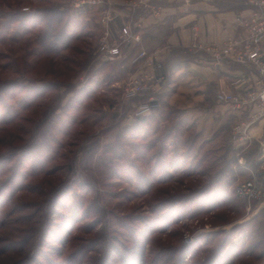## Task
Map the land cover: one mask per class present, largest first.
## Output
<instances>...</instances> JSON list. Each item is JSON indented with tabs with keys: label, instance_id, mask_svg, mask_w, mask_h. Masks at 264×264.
<instances>
[{
	"label": "rangeland",
	"instance_id": "obj_1",
	"mask_svg": "<svg viewBox=\"0 0 264 264\" xmlns=\"http://www.w3.org/2000/svg\"><path fill=\"white\" fill-rule=\"evenodd\" d=\"M54 4L79 18L71 26L77 34L104 10L0 0V264H137L164 251L166 264H264V211L241 225L261 200L236 191L262 180L252 117L224 126L225 116L185 113V99L170 97L144 120L130 116L143 100L125 96L120 60L99 53V21L88 27L100 34L74 50L34 55L45 25L37 10ZM37 21L24 40L20 29ZM88 54L93 66H78ZM197 134L202 150L186 143ZM251 162L253 171L240 175Z\"/></svg>",
	"mask_w": 264,
	"mask_h": 264
},
{
	"label": "crops",
	"instance_id": "obj_2",
	"mask_svg": "<svg viewBox=\"0 0 264 264\" xmlns=\"http://www.w3.org/2000/svg\"><path fill=\"white\" fill-rule=\"evenodd\" d=\"M125 2L106 0L104 8L109 7L115 12L113 35H118L119 29L127 23L142 35L141 42L123 47V55L118 58L122 71L128 74L126 77L150 69L145 60L132 63V57L139 49L148 50L165 66H171L172 79L161 98L170 97V103L175 102L172 99L183 98L185 113L194 109L198 110V115L213 114L217 121L225 116V124H231L239 117H252L251 143L258 142L264 151V109L257 119L259 108L249 101L251 92L258 87L255 69L226 55L215 59L213 54L197 51L195 47L212 45L223 48L230 38H235L239 42L237 48L241 49L240 42L246 36V28L239 18L249 17L252 5L246 0H148L146 6L131 10ZM98 21L95 20L97 27ZM96 31L94 29V37L96 33L100 34ZM184 76L189 78L188 87L182 85ZM222 92L245 101V109L242 105L223 102ZM147 96L140 97V100ZM202 123L205 124V120ZM262 173L263 167L255 174L262 176ZM263 206L264 203L260 202L256 211Z\"/></svg>",
	"mask_w": 264,
	"mask_h": 264
},
{
	"label": "built area",
	"instance_id": "obj_3",
	"mask_svg": "<svg viewBox=\"0 0 264 264\" xmlns=\"http://www.w3.org/2000/svg\"><path fill=\"white\" fill-rule=\"evenodd\" d=\"M75 8L81 11L87 6L104 7L106 0H71ZM252 5V11L249 17L239 18L241 24L246 28V36L240 42L242 48L238 49V41L235 38H230L225 47L218 46H195L197 51H204L213 54L214 58H220L224 55L229 56L236 62L255 69L258 80L257 89L250 94V102L257 104L259 110L264 109V0H246ZM148 0H126L125 5L136 10L139 7L146 6ZM115 12L105 7L102 11L99 22L102 26V33L98 45V51L105 60H117L123 55V47L132 46L142 41V35L138 30H135L133 25L127 23L123 25L118 35H113L112 25L115 21ZM145 60L150 69L135 73L129 76L123 87L124 94L128 99H135L142 96H147L146 99L134 105L130 116L139 118L149 114L153 109V102L164 94L167 90V78L169 72L165 69V65L157 58L150 54L148 50L141 48L132 57V63L137 64ZM221 100L223 102L233 103L237 106L242 105L245 101L236 97L231 93L222 92ZM251 124V121H250ZM244 125V126H243ZM242 126H236L234 131L236 135L243 133L248 129V123ZM262 180L257 178L249 179L240 183L236 191L244 198L259 199L264 203V156L262 160Z\"/></svg>",
	"mask_w": 264,
	"mask_h": 264
},
{
	"label": "trees",
	"instance_id": "obj_4",
	"mask_svg": "<svg viewBox=\"0 0 264 264\" xmlns=\"http://www.w3.org/2000/svg\"><path fill=\"white\" fill-rule=\"evenodd\" d=\"M63 1V3H66L68 0H61ZM38 13H41L43 15V17L39 20V22H41V24H43L45 22L44 25V31L41 30L40 33H38L37 35H35V37L33 38L34 40V44H36V50H34V55L36 54L35 51H37L40 55V57H45L46 55H55L60 56L63 52L70 50V49H75L73 48L74 43H79V41L84 38V37H92L93 36V30L92 28L88 27V23L96 20V16H88L85 18V27L81 30L80 34H77L76 30H73V28L71 27L73 24V20L75 21L76 19H79L75 14H69V10L68 8H64L62 5H52V6H48L46 8H44L43 10H37ZM78 13V12H77ZM80 14V13H78ZM28 19V18H26ZM87 21V22H86ZM39 22H35L32 27H27L25 29H20L19 33H23L25 35L24 40H26V36L31 35V30L38 28ZM87 25V26H86ZM85 29H89L88 32L86 34H84V30ZM24 31V32H22ZM27 34V35H26ZM93 44L90 43V46H92ZM91 49H94V47ZM84 53V52H82ZM37 55V54H36ZM44 59V58H43ZM95 59V56H92V54H88L87 56H85L84 60L82 63L77 64L78 66H82V67H88V65L93 66L94 63L91 64V61H93ZM174 62L171 61L170 63L172 64ZM171 68V66H170ZM167 67V65L165 66V69L167 70V72H169L168 78H167V84L169 85L171 79H172V74H171V69ZM53 83H58V82H53ZM47 87V86H46ZM48 89V87H47ZM140 100L139 98H135ZM162 103V98L159 96L157 98V100H155L153 102V108H159L160 105ZM54 112H52L51 116H54L53 114ZM52 117L45 119V123L44 125L47 123L48 120H50ZM141 118V120H144V116L143 117H139ZM185 132H190L191 131V126H187V121H185ZM231 124H224V126H229ZM199 140V136L198 134L196 136H193L192 138H187L186 139V143L189 144V147L195 148L197 147L198 150H202L203 146H204V142L203 140L198 142ZM205 141V140H204ZM214 139H211L208 141L209 142H213ZM43 142H48V139L45 138V140ZM233 151V148H232ZM235 151V150H234ZM227 154L229 155L231 152V146L228 147V150L226 151ZM253 154H255L253 152ZM234 157V156H233ZM253 161V160H252ZM253 163L251 162V165L249 167H246L245 169H238V172L240 175H244V173H248V171L252 172L253 168ZM250 176H252L250 174ZM258 202V201H257ZM256 201H253L252 203L255 204L254 207L252 208V211H255L256 208L258 207V203ZM264 211V206L262 208H260L258 210V212L250 219L247 221H244L241 225H247L248 223H250L251 221L257 219L259 216L262 215ZM240 225V224H239ZM146 254V253H144ZM158 258H154V259H150L148 260V256H143V258L141 257L140 260H134V261H138L137 264H166L168 258H170V255L167 254L166 251L157 254ZM134 259V258H133ZM171 259V258H170ZM169 259V260H170Z\"/></svg>",
	"mask_w": 264,
	"mask_h": 264
}]
</instances>
